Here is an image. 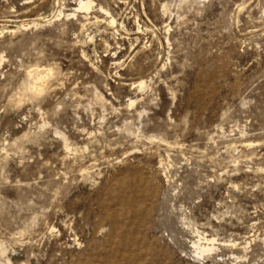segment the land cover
I'll use <instances>...</instances> for the list:
<instances>
[{
	"label": "rangeland",
	"instance_id": "1",
	"mask_svg": "<svg viewBox=\"0 0 264 264\" xmlns=\"http://www.w3.org/2000/svg\"><path fill=\"white\" fill-rule=\"evenodd\" d=\"M80 1L0 0V264H264V0Z\"/></svg>",
	"mask_w": 264,
	"mask_h": 264
},
{
	"label": "bare ground",
	"instance_id": "2",
	"mask_svg": "<svg viewBox=\"0 0 264 264\" xmlns=\"http://www.w3.org/2000/svg\"><path fill=\"white\" fill-rule=\"evenodd\" d=\"M91 8V0H81L80 1V4H79V11H89V9ZM115 21V20H114ZM114 21L112 20L111 21V23H114ZM112 25V24H111ZM141 86L143 85V84H140ZM139 85V86H140ZM43 90L41 89L40 90V88H38L35 84H34V87H32L31 88V92H33V94H41V93H43L42 92ZM211 241V240H210ZM204 242V241H203ZM209 242V241H208ZM213 242V241H212ZM211 242V243H212ZM207 251H212V248L211 249H208L207 248Z\"/></svg>",
	"mask_w": 264,
	"mask_h": 264
}]
</instances>
